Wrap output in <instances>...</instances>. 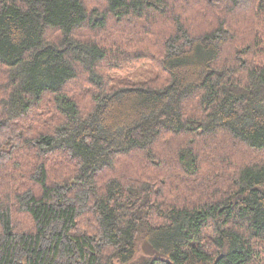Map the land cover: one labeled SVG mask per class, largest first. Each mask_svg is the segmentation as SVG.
Masks as SVG:
<instances>
[{"label": "trees", "instance_id": "16d2710c", "mask_svg": "<svg viewBox=\"0 0 264 264\" xmlns=\"http://www.w3.org/2000/svg\"><path fill=\"white\" fill-rule=\"evenodd\" d=\"M0 264H264V0H0Z\"/></svg>", "mask_w": 264, "mask_h": 264}, {"label": "rangeland", "instance_id": "374dc122", "mask_svg": "<svg viewBox=\"0 0 264 264\" xmlns=\"http://www.w3.org/2000/svg\"><path fill=\"white\" fill-rule=\"evenodd\" d=\"M157 70L150 65L142 64L133 67L132 70L127 72L113 73L111 76V84L117 82L135 84L147 78L154 77Z\"/></svg>", "mask_w": 264, "mask_h": 264}]
</instances>
